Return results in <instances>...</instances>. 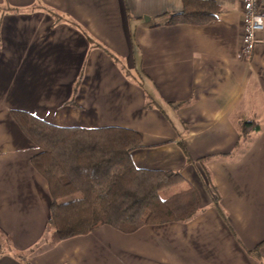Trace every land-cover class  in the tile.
Segmentation results:
<instances>
[{
    "label": "crops",
    "instance_id": "1",
    "mask_svg": "<svg viewBox=\"0 0 264 264\" xmlns=\"http://www.w3.org/2000/svg\"><path fill=\"white\" fill-rule=\"evenodd\" d=\"M215 1L218 18L193 25L166 24L183 0H0L19 8L0 10V264H264V31L245 57L243 0ZM13 110L138 131L134 165L179 172L202 209L42 247L49 186ZM244 120L261 128L242 139Z\"/></svg>",
    "mask_w": 264,
    "mask_h": 264
},
{
    "label": "trees",
    "instance_id": "2",
    "mask_svg": "<svg viewBox=\"0 0 264 264\" xmlns=\"http://www.w3.org/2000/svg\"><path fill=\"white\" fill-rule=\"evenodd\" d=\"M0 10L17 12L19 8L2 6ZM220 11L215 0H183L182 9L173 13L166 24L204 25L218 18ZM50 12L54 25L68 21L80 27L69 17ZM94 45L119 61L102 44ZM13 115L37 149L32 163L49 186L50 218L42 247L89 234L102 225L134 233L148 224L185 222L202 209L199 194L192 187L163 197V192L184 181L179 172L134 165L131 154L142 142L136 130L119 126L63 127L23 110H13ZM240 126L242 139L261 128L254 120H244ZM210 189L215 192V187ZM213 202L222 211L219 197Z\"/></svg>",
    "mask_w": 264,
    "mask_h": 264
},
{
    "label": "built area",
    "instance_id": "3",
    "mask_svg": "<svg viewBox=\"0 0 264 264\" xmlns=\"http://www.w3.org/2000/svg\"><path fill=\"white\" fill-rule=\"evenodd\" d=\"M243 2L246 22L242 53L250 58L255 43L261 41L258 33L264 31V0H243Z\"/></svg>",
    "mask_w": 264,
    "mask_h": 264
},
{
    "label": "rangeland",
    "instance_id": "4",
    "mask_svg": "<svg viewBox=\"0 0 264 264\" xmlns=\"http://www.w3.org/2000/svg\"><path fill=\"white\" fill-rule=\"evenodd\" d=\"M181 190H182V187L181 188L169 189V190H167V192H163L162 195H163V197H169L171 194L178 193Z\"/></svg>",
    "mask_w": 264,
    "mask_h": 264
}]
</instances>
